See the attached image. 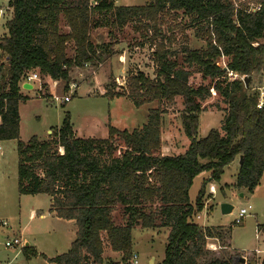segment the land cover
Wrapping results in <instances>:
<instances>
[{"label":"trees","instance_id":"trees-1","mask_svg":"<svg viewBox=\"0 0 264 264\" xmlns=\"http://www.w3.org/2000/svg\"><path fill=\"white\" fill-rule=\"evenodd\" d=\"M248 2L257 7L235 6L232 0H145L133 6H118L114 0H8L11 17L0 37V141H15L18 193L48 195L49 211L76 226L67 252L46 259L49 264H117L104 263L106 246L126 262L137 227L167 229L158 264H241L206 247L208 238L229 236L228 227L223 232L221 226H201L194 219L203 209L207 183L219 182L224 168L240 156L234 188L252 193L264 173V109L256 107L258 92L250 85L252 75L264 72V0ZM96 13L111 14L117 29L133 24L149 40L155 67L153 77L139 70L129 73L124 85L116 86L120 92L114 91V83L106 84L103 95L125 96L135 107L154 102L155 107L131 131L107 123L105 138L74 136L65 112L50 138L20 140L18 108L27 100L22 94L25 74L39 75L37 96L49 99L48 80L67 91L77 70H90L104 59L109 46L90 40ZM178 13L205 42L202 48L182 47L180 64L174 59L172 32L187 23L170 19ZM222 57L224 67L219 65ZM193 71L214 84L191 86ZM228 72L236 76L229 78ZM242 75L249 77L246 85ZM212 89L224 103V113L220 127L200 137L199 114ZM176 97L182 99V129L189 144L181 154L164 155L162 119L165 106ZM202 172L208 177L192 203L189 189ZM116 210L123 219L120 225L114 223ZM22 252L26 257L37 254L30 246Z\"/></svg>","mask_w":264,"mask_h":264},{"label":"rangeland","instance_id":"rangeland-1","mask_svg":"<svg viewBox=\"0 0 264 264\" xmlns=\"http://www.w3.org/2000/svg\"><path fill=\"white\" fill-rule=\"evenodd\" d=\"M235 6H247V8H256L249 0H232ZM118 6H133L144 4L145 0H114ZM8 0H0V37L6 33L5 22L11 15L8 10ZM179 14V13H178ZM180 22L182 26L188 22L187 18L179 16L170 19ZM184 29L178 27L173 28L174 41L172 49L177 52L174 58L181 63V48L187 46L189 49H197L205 46L203 39L196 37L195 28L188 26ZM90 30V40L96 44L108 45V52L95 67L88 70L83 68L74 73L76 85L75 91L70 95V101L64 104L50 102L49 99L32 100L22 105L21 108V139H29L33 135L41 138L48 136L47 131L61 124L64 112H69L71 120L76 127L86 125L85 119H95L98 124L90 131H84V134H91L96 138H100L104 133V122L110 118L119 120V124L125 122L126 126H142L147 119V113L150 108L155 107L156 103H146L139 107H135L133 103L125 96L118 97L115 100L104 96L106 84L114 83V91L120 92L116 86H123L125 78L129 73L137 70L143 71L146 75L153 77L154 64L152 62V48L147 38L135 31L133 24L129 23L122 29H117L112 25L111 14H94L93 24ZM61 28H66L61 23ZM67 53L71 55V50ZM226 58L219 60V65L225 66ZM182 65V64H181ZM86 69V70H84ZM188 69V68H186ZM193 68H189L191 71ZM246 79V78H245ZM189 84L197 87L199 84H214L210 79H202L201 75L193 71L188 78ZM251 86L258 92L264 91V72L255 74L251 77ZM48 92L51 95L63 96L70 91H63V86L58 84L52 86V81L48 80ZM36 90L30 92V96L36 99L39 96L38 86ZM44 92V88H42ZM42 98V97H41ZM117 98V97H116ZM48 100V101H47ZM203 110L199 114L198 136L203 137L205 125L207 122L210 128H219L222 121L225 107L219 95L215 90H211V96L202 103ZM165 113L162 119L161 141L165 146L174 145L177 152L183 146L184 133L182 129L181 112L183 109L182 99L176 97L175 100L165 106ZM132 130L133 127H128ZM128 129V130H129ZM51 134V133H50ZM50 138V135L47 139ZM24 140V141H25ZM0 264H47L45 260L52 258L58 254L67 252L70 243L74 238L75 224L61 220L53 216L50 211V197L43 193L38 194H19L17 191V163L18 155L14 140L0 141ZM178 147V148H177ZM171 151L174 153L175 151ZM117 152V151H116ZM234 167L224 169L220 183H227L223 187L224 195L219 191L215 196L214 209L207 211L202 209L197 214L194 221L198 225H224L230 230V246L232 249L228 251L237 255V257H245V262L256 260L257 255L253 254L255 249L260 251V257H264V233L259 229L258 225H264V173L261 176L259 184L252 193L245 190H238L231 184L234 180ZM201 176L194 178L189 189V200L193 203L197 192L201 186ZM203 198V207L208 199V188ZM243 193V196H240ZM221 200H225L233 206L228 214H222L220 211ZM221 201V202H220ZM250 205L247 214L242 223L235 224L234 218L240 208ZM31 210L34 216L30 218ZM42 215V216H40ZM114 223L120 225L123 223L120 210L114 212ZM258 229L260 232H258ZM166 228L141 229L134 228L132 230V249L138 254L140 260L144 264H149V255H154L158 264L164 256V248L166 243ZM21 235L22 244L14 247H6L5 242L14 237ZM28 242V246L34 248L38 254L32 257H26L22 248L24 242ZM209 243H207L208 245ZM206 247L208 248V246ZM210 250V248H208ZM218 245L211 251H219ZM133 251V250H132ZM222 251V250H220ZM41 253V254H39ZM253 254V255H252ZM256 257V258H255ZM104 263H119L121 256L113 254L109 251V247H105L103 255ZM254 260V261H255ZM260 264V262H259Z\"/></svg>","mask_w":264,"mask_h":264},{"label":"crops","instance_id":"crops-1","mask_svg":"<svg viewBox=\"0 0 264 264\" xmlns=\"http://www.w3.org/2000/svg\"><path fill=\"white\" fill-rule=\"evenodd\" d=\"M115 5H116V3H115ZM8 8V10L10 9L9 7H7ZM11 10V9H10ZM9 10V11H10ZM2 14V13H1ZM1 14H0V16H1ZM11 17V15L9 16V18ZM8 18V19H9ZM22 84H24V83H22ZM29 85L30 86H28V88H26V89H23L22 90V94L24 95V96H26L27 97V100H25V101H23V102H20L19 103V108H18V110H19V117H20V122H19V137H20V135H21V108H22V105H26V103L27 102H29V101H32V100H37V99H45V98H41L40 96L39 97H37L36 99H34V98H32L31 96H30V92L31 91H34V90H36L35 88V86L37 85V83H34V86H32L30 83H29ZM38 86V85H37ZM37 91V90H36ZM38 91H39V87H38ZM37 96V95H36ZM115 100H117V99H119V98H114ZM48 101V100H47ZM49 101L50 102H52L51 101V99H49ZM70 101V100H69ZM69 101H67V103L69 102ZM66 103V102H65ZM62 104H64V103H61V105ZM67 112V111H66ZM65 113V112H64ZM68 114H69V112H67ZM63 116H64V114H63ZM112 116H111V114H110V118H108L105 122H104V124H102V125H104V127H103V129L105 128V130H104V133H103V135L104 136H102V137H100V138H105V137H107V123H110L112 126H114L115 128H117V129H126V130H128L129 128L128 127H133L132 129H134V128H138V127H135V126H126V124H125V122H123V124L121 125V124H119V122H117V121H119V120H117V118H116V120H114L113 118H111ZM63 119V118H62ZM70 120H71V118H70ZM95 121V119H93V118H91V119H85V123H87L86 125H83V126H80V127H76L75 126V124H74V122L71 120V124H72V130H73V133H74V136H76V137H78V138H89V137H93V138H96L95 136H93V135H91V134H84L83 132L84 131H90V129L92 128H94L98 123L97 122H94ZM210 124L207 122V124L205 125V131H209L211 128H210V126H209ZM56 127H58V126H56ZM140 127V126H139ZM128 131H131V129H129ZM47 133H48V136L50 135V133H51V130H48L47 131ZM206 135V134H205ZM204 135V136H205ZM33 136H37V135H33ZM47 136V137H48ZM38 137V136H37ZM47 137L46 138H41V137H38L40 140H42V139H47ZM20 140H23V139H21L20 138ZM25 140V139H24ZM23 140V141H24ZM26 140H28V139H26ZM25 140V141H26ZM162 140V139H161ZM181 144H183V146L179 149V151H175L174 149V145H173V147L172 146H165L163 143H162V145H161V153L162 154H164V155H177V154H181V153H183L184 152V150L187 148V146H188V144H189V139L184 135V139H183V143L181 142ZM178 148V147H177ZM168 150H174L175 152L174 153H172L171 151H168ZM229 166H232V167H234V175L236 176V174H237V167H238V159H236L234 162H232L231 164H229L228 166H226L224 169H226V168H229ZM198 176V175H197ZM196 176V177H197ZM199 176H201L202 177V180L203 179H205V178H207L208 177V172H202V173H200L199 174ZM194 180V179H193ZM202 180H201V182H202ZM234 181H235V178H234V180H232V182H231V184L233 185V183H234ZM226 187L227 186V183H220V180H219V182H208L207 183V188H208V191H207V194H208V199L206 200L207 202H206V204L204 205V207H203V209L204 208H206L207 209V211H212L213 209H214V207H215V205H214V202H213V200L215 199V196L217 195V192L219 191L222 195H224V189H223V187ZM226 196V194L224 195V197ZM240 196H243V193H240ZM222 202H226L225 200H221ZM220 201V202H221ZM51 213V212H50ZM53 216H54V214L53 213H51ZM34 216V213H33V210H31V214H30V218L31 217H33ZM40 216H42V215H40ZM57 218V217H56ZM58 219H61V218H58ZM61 220H64V219H61ZM65 221H67V222H70V223H73L74 224V222L72 221V220H65ZM242 223V222H241ZM240 224V223H239ZM75 226V225H74ZM201 226H207V227H215V226H221L222 228H223V232L225 231L224 229L225 228H227V227H225L224 225H214V224H212V225H201ZM259 227V229H261V231L264 233V225H258ZM138 228V227H137ZM259 229H258V232H260L259 231ZM143 230H145V229H143ZM75 232H76V227H75ZM166 235H167V231H166ZM74 237H75V233H74ZM19 239L21 238V235H19V237H18ZM230 238H231V236H230V234H229V236H226V237H224V239H221V238H208L207 239V243H209V244H212L213 245V247H216L217 245L220 247H222L223 249H220V250H222V251H215L214 250V254L216 255V256H224V257H227V256H231L235 261H237V262H239V257H237V255H235V254H233V253H231V252H229L228 250L229 249H232L231 248V246H230ZM74 239V238H73ZM21 240V239H20ZM21 242H22V240H21ZM72 242V241H71ZM208 244V245H209ZM24 245L25 246H28V242H24ZM109 251L111 252V253H113V254H116V255H118V256H121V253H119V252H114V251H111L110 249H109ZM37 252V251H36ZM133 252H135L134 251V249H133ZM37 254H38V252H37ZM39 254H41V253H39ZM254 254V253H253ZM252 254V255H253ZM258 254H260V251H259V253ZM258 254H255V255H257V259L254 261V260H251L250 262H245L244 261V263H241V264H259V262L261 261V259L263 258V257H260ZM59 255V254H58ZM103 255H104V252H103ZM43 257H45V260L46 259H50V258H47L46 256H43ZM55 257V256H54ZM53 258V257H52ZM256 258V257H255ZM148 260V262H149V264H155L156 263V258H155V256L154 255H149V258L147 259ZM161 262V261H160ZM159 262V263H160ZM240 263V262H239ZM47 264H49L48 262H47Z\"/></svg>","mask_w":264,"mask_h":264},{"label":"built area","instance_id":"built-area-1","mask_svg":"<svg viewBox=\"0 0 264 264\" xmlns=\"http://www.w3.org/2000/svg\"><path fill=\"white\" fill-rule=\"evenodd\" d=\"M1 56H2V50L0 48V59H1ZM236 76V74H233L232 72H228V77L229 78H234ZM241 80L243 81V79L246 78V76L242 75L240 76ZM22 83H27V84H31L32 86H34V83H37L38 87H39V90L41 89V80H40V77L39 75L36 73V72H28L27 74H25V76L23 77V80H22ZM58 85V82L57 81H52V86L53 87H56ZM76 87V85L73 83H70L69 86H68V91H70V93L68 94H65L63 96H56V95H51V101L52 102H57L59 104L61 103H65L67 101L70 100V95L72 93V91H75L74 88ZM256 107L258 109H264V91L261 89L260 90V94H259V97H258V102H257V105ZM0 150H1V147H0ZM60 151L62 152V150L60 149ZM251 206L250 205H247V207L245 208H240L234 218V223L235 224H239L242 222L243 218L245 217V215L247 214V211L248 209H250ZM198 218V216H197ZM22 242L19 238L17 237H14L13 239L11 240H7L5 242V246L6 247H14V246H18V245H21ZM208 248H213L215 249L216 247H213L212 244H209L207 245ZM254 254H258L259 253V250L258 249H255L253 251ZM245 259V257H243ZM125 264H144L138 254L136 252H132V254L130 255V257L127 259L126 263Z\"/></svg>","mask_w":264,"mask_h":264},{"label":"water","instance_id":"water-1","mask_svg":"<svg viewBox=\"0 0 264 264\" xmlns=\"http://www.w3.org/2000/svg\"><path fill=\"white\" fill-rule=\"evenodd\" d=\"M248 80H249V77H246V79H243V82L245 83V85L247 84ZM28 86H30V85L27 83L22 84L23 89L28 88ZM241 163H242V156H240L238 159V165H240ZM232 209H233V206L230 203H228V202L220 203V211L222 214H228L232 211ZM238 259H239L240 263H244V261H245V259L243 257H239Z\"/></svg>","mask_w":264,"mask_h":264}]
</instances>
